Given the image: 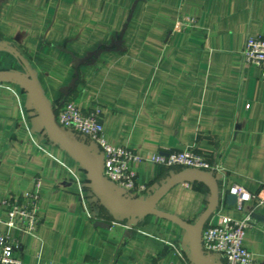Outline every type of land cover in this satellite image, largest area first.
I'll return each instance as SVG.
<instances>
[{"label": "crops", "instance_id": "obj_1", "mask_svg": "<svg viewBox=\"0 0 264 264\" xmlns=\"http://www.w3.org/2000/svg\"><path fill=\"white\" fill-rule=\"evenodd\" d=\"M182 17L194 20L184 31L176 29ZM248 35L264 36V0H0V69L26 73L20 55L49 104L98 109L112 145L142 157L202 153L220 168V202L208 221L248 217L242 244L264 264V75L241 63ZM136 167L146 187L168 170ZM36 177L34 234L7 228L0 204V231L19 240L22 264H192L176 223L153 215L135 226L114 221L81 162L46 135L29 91L0 82V202ZM232 185L255 199L227 204ZM207 199L203 184L184 182L157 207L192 221Z\"/></svg>", "mask_w": 264, "mask_h": 264}, {"label": "built area", "instance_id": "obj_2", "mask_svg": "<svg viewBox=\"0 0 264 264\" xmlns=\"http://www.w3.org/2000/svg\"><path fill=\"white\" fill-rule=\"evenodd\" d=\"M194 20L182 17L176 22V29L184 31L190 28ZM240 60L243 65L257 67L264 75V36H246L241 48ZM248 107V104H245ZM56 121L63 128L83 137L90 147L98 149L103 157V175L133 196L143 194L145 185L137 183V167L146 161L165 169L198 168L215 172L220 170L202 153L192 147L180 150L156 152L150 156H140L126 146L109 143L102 131L98 109L82 110L74 100L64 101L55 110ZM40 179L36 177L29 190L11 194L0 204L5 213L2 220L7 228L17 229L23 234H34L40 223ZM228 193L236 196V207L255 199V195L239 185H232ZM260 202V201H259ZM248 226V217L232 219L218 215L216 221H208L202 231L201 247L206 253H214L223 264H254L251 253L242 244L244 231ZM20 243L8 232L0 231V264H22L18 255Z\"/></svg>", "mask_w": 264, "mask_h": 264}, {"label": "water", "instance_id": "obj_3", "mask_svg": "<svg viewBox=\"0 0 264 264\" xmlns=\"http://www.w3.org/2000/svg\"><path fill=\"white\" fill-rule=\"evenodd\" d=\"M18 57L25 66L26 73L0 69V82L18 83L29 91L46 135L74 154L81 162L90 180L91 193L109 216L114 221L125 222L128 226H135L146 215L168 219L184 229L188 238L189 256L192 264H223L219 256L214 253H206L201 247L203 228L220 202L219 183L214 173L190 167L171 168L161 179L148 185L144 194L133 196L126 193L103 175L101 152L90 147L83 137L58 124L55 114L56 107L46 101L35 73L20 55ZM184 182H198L208 189L207 202L203 210L192 221H187L157 207L158 201L166 192L173 186ZM223 200L232 205L236 202V196L225 193ZM94 224L105 226L101 222Z\"/></svg>", "mask_w": 264, "mask_h": 264}]
</instances>
